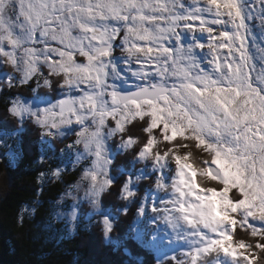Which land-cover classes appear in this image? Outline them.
Instances as JSON below:
<instances>
[{
    "label": "snow or ice",
    "instance_id": "obj_1",
    "mask_svg": "<svg viewBox=\"0 0 264 264\" xmlns=\"http://www.w3.org/2000/svg\"><path fill=\"white\" fill-rule=\"evenodd\" d=\"M5 97L6 168L29 122L48 148L75 137L51 173L81 168L77 194L66 193L74 226L87 202L117 243L135 205L128 231L156 264H264V0H0ZM160 138L166 151L153 150ZM114 185L126 203L109 209Z\"/></svg>",
    "mask_w": 264,
    "mask_h": 264
},
{
    "label": "trees",
    "instance_id": "obj_2",
    "mask_svg": "<svg viewBox=\"0 0 264 264\" xmlns=\"http://www.w3.org/2000/svg\"><path fill=\"white\" fill-rule=\"evenodd\" d=\"M18 91L31 95L25 87ZM6 100V97L0 99V120L6 118L12 123L13 118L6 115ZM134 131V138L138 142L146 136V133L141 134L139 130ZM74 138L64 139V143L62 140H54L53 143L58 150ZM167 143L160 138L158 143H154L153 150L159 148L161 152L166 151ZM198 152L192 149L189 157L197 169L196 161L202 159ZM40 158L39 129L29 122L22 134L18 161L11 168H6L0 160V264H137V261L139 264H156L155 250L143 240L135 239L128 231L135 216V205L126 216L120 217L118 226L111 234L112 240L117 243L105 240L99 224L100 217L92 214L93 210L87 202L81 206L79 223L72 235L67 232V228H61L62 222L49 221L55 203L61 202L72 185L80 180L81 168L68 171L69 175H61L60 179L46 184L41 173L50 171L56 165L52 157L44 160ZM131 159V150L119 155L117 168L127 170L131 167ZM148 186L149 182L141 181V196ZM113 188L117 190L112 195L106 194L104 198V206L109 209L126 203L118 198L117 186ZM27 206L35 209L31 216L25 214ZM55 228L59 231H55ZM59 232L65 234L60 235ZM237 232L240 233L238 238L250 239L245 237L239 226ZM125 249L128 250L127 254Z\"/></svg>",
    "mask_w": 264,
    "mask_h": 264
},
{
    "label": "rangeland",
    "instance_id": "obj_3",
    "mask_svg": "<svg viewBox=\"0 0 264 264\" xmlns=\"http://www.w3.org/2000/svg\"><path fill=\"white\" fill-rule=\"evenodd\" d=\"M25 88H27V87H25ZM40 91H46V92H48L49 90L48 89H41ZM74 137V136H73ZM179 139H181L180 137H178V140ZM9 143L10 144H14L15 142L14 141H12V140H10L9 141ZM59 143H61L62 144V142H59ZM64 143V142H63ZM0 149H1V151H3L4 149H3V146L2 145H0ZM59 149H60V147H59ZM58 149V150H59ZM58 150H54V149H52V153H51V151H49V153H46V155L48 156V157H50L49 155H51V157H52V159H54V165H56L55 167H53L50 171H47L46 173H44L45 174V176L43 177V180H44V183H46V184H48V182H50V181H52V180H56V178H54V177H52V175H51V173H52V170L54 169V168H56L57 167V165L60 163V161H59V155L60 154H57V152H58ZM181 154H183V153H181ZM46 157V156H45ZM19 159V158H18ZM18 161V160H17ZM55 162H57V164L55 163ZM187 162H189V161H187ZM193 162V161H192ZM142 166L141 165H139V164H137V168H135V169H132V171L134 172V173H137L138 174V171H139V169L141 168ZM77 168H80L79 166L77 167ZM77 168H72L71 167V165H69V170H67V171H65V172H63L62 173V176L63 175H69V173L71 172V171H73V170H75V169H77ZM68 171H70V172H68ZM147 171V170H146ZM80 181V180H79ZM78 181V182H79ZM77 182V183H78ZM77 183H75V184H73L72 185V187H71V191H72V193H73V195H76L77 194V191H76V188H75V185H77ZM80 195H82L83 193H82V191H80V193H79ZM74 203V201H73V199H72V197L71 196H68V195H65V198L58 204V203H55V205L52 207L53 208V211H52V213H51V217L49 218V221L50 220H52V223H55V222H58V223H63V225H62V229H64V228H67V232H69L71 235L73 234V233H75L76 232V229H77V225H78V223H79V216H80V213H81V206H82V204L83 203H81L80 204V209H79V213H78V219H77V221H76V224H75V226L73 225V223H72V221H71V219H70V217L67 215V212H68V210L70 209V206L72 205ZM57 212H62V213H65V215H63V216H58L56 213ZM33 213V209H32V207H26L25 208V214L27 215L28 214V216H31L30 214H32ZM35 213V212H34ZM50 225H51V222H50ZM55 231H59V229L58 228H55ZM59 234L61 235V234H65V233H60L59 232ZM148 239H150V237L148 238Z\"/></svg>",
    "mask_w": 264,
    "mask_h": 264
}]
</instances>
